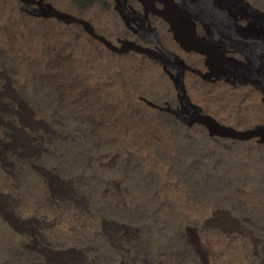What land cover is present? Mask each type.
<instances>
[{"label":"rangeland","instance_id":"obj_1","mask_svg":"<svg viewBox=\"0 0 264 264\" xmlns=\"http://www.w3.org/2000/svg\"><path fill=\"white\" fill-rule=\"evenodd\" d=\"M263 244L264 0H0V264Z\"/></svg>","mask_w":264,"mask_h":264},{"label":"bare ground","instance_id":"obj_2","mask_svg":"<svg viewBox=\"0 0 264 264\" xmlns=\"http://www.w3.org/2000/svg\"><path fill=\"white\" fill-rule=\"evenodd\" d=\"M254 233H255V232H254ZM254 233H253V234H254ZM253 234H252V235H253ZM247 236H248V235H247ZM249 237H251V236H249ZM251 239H253V238H251ZM255 239H256V238H255ZM260 239H261V238H260ZM254 241H255V240H254ZM254 241H253V242H254ZM253 242H252V243H253ZM255 242H256V241H255ZM255 242H254V243H255ZM115 245H116V244H115ZM263 245H264V244H263ZM133 246H134V245H133ZM261 247H263V246H261ZM261 247H260V248H261ZM132 248H133V247H132ZM260 248H259V249H260ZM261 251H262V250H261ZM263 251H264V250H263ZM260 254H261V253H260ZM262 255H263V254H262ZM261 258H262V257H261ZM263 259H264V258H263ZM263 259H262V260H263ZM258 261H259V260H258ZM131 263H132V262H131ZM129 264H130V263H129Z\"/></svg>","mask_w":264,"mask_h":264}]
</instances>
